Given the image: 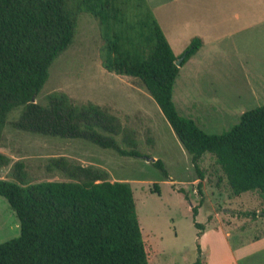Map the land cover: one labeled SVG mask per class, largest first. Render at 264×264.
<instances>
[{"label": "trees", "instance_id": "16d2710c", "mask_svg": "<svg viewBox=\"0 0 264 264\" xmlns=\"http://www.w3.org/2000/svg\"><path fill=\"white\" fill-rule=\"evenodd\" d=\"M81 14L99 22L102 67L142 83L199 179V163L210 154L234 196L250 191L264 196V105L241 114L221 134H208L194 120L181 117L172 100L179 73L175 63L184 56L183 66L203 42L193 38L176 57L145 0H0V143L7 116L22 108L11 122L18 131L82 140L121 157H145L137 150L135 131L105 108L77 104L59 92L48 95L45 105L32 102L53 61L73 42ZM8 164L0 153V168ZM152 165L168 177L161 160ZM22 170V163H16L14 181L0 179V196L20 227L19 237L0 244V264H148L129 183L110 182L106 171L64 157L50 158L45 170L69 181L29 184ZM197 188L201 194L200 183ZM199 207H192L198 237L203 230L195 222Z\"/></svg>", "mask_w": 264, "mask_h": 264}, {"label": "rangeland", "instance_id": "374dc122", "mask_svg": "<svg viewBox=\"0 0 264 264\" xmlns=\"http://www.w3.org/2000/svg\"><path fill=\"white\" fill-rule=\"evenodd\" d=\"M145 2L176 57L193 38L203 41V47L178 67L172 100L181 117L194 120L208 134H221L237 124L241 114L264 105V33L238 32L227 22L228 13L223 25L219 24L221 12L224 16V11L241 8V4L228 0ZM103 48L98 20L88 14L77 16L73 42L49 67L35 103L45 105L48 95L59 92L77 104L90 102L105 108L135 131L137 150L145 157H121L82 140L18 131L11 122L18 119L19 108L9 113L3 129L0 153L9 158V164L0 168V179L14 181L13 166L20 162L29 184L69 181L45 170L50 158L64 157L106 171L110 182L129 183L148 264H193L205 260L210 251L217 264L227 258L224 242L234 246L238 236L255 239L263 235L264 196L259 191L234 196L210 154L199 163L203 174L199 179L189 154L142 83L102 67ZM146 157L161 160L168 177ZM196 206L200 207L195 222L203 226L201 234L209 235L202 244L192 217ZM19 235L18 218L0 196V244ZM197 245L199 250L203 246L201 255Z\"/></svg>", "mask_w": 264, "mask_h": 264}, {"label": "crops", "instance_id": "0c3cea01", "mask_svg": "<svg viewBox=\"0 0 264 264\" xmlns=\"http://www.w3.org/2000/svg\"><path fill=\"white\" fill-rule=\"evenodd\" d=\"M215 1H220V0H215ZM228 1L238 2L243 7L226 10L227 12L224 11V16H223V12H221L219 16L220 17L219 24L221 26L225 21L226 18L225 14L228 13L229 16L228 18H226L227 22H229V24H231L232 22L234 24L235 29L238 32L246 33L251 30H257L260 33L262 32L264 33V0H228ZM3 180H5V178ZM204 232L201 234L199 238L201 244L202 242L205 243L207 237L209 236ZM244 238H246L249 241H247ZM236 240H237L236 242L237 244L234 246L230 245L227 242H224L225 252L223 253H225V257L227 258L223 259L221 262L217 264H264V234L259 237H256L255 239H252V236H248V235H244L243 237L238 236L236 237ZM200 248H201L200 250L201 253H204L202 245L200 246ZM201 260H202L201 264H213L212 251H210L209 255H206L205 260L204 259Z\"/></svg>", "mask_w": 264, "mask_h": 264}, {"label": "water", "instance_id": "95a60500", "mask_svg": "<svg viewBox=\"0 0 264 264\" xmlns=\"http://www.w3.org/2000/svg\"><path fill=\"white\" fill-rule=\"evenodd\" d=\"M183 59H184V56H182L179 60L176 61L175 64H176L177 67H180V64H181V62H182ZM32 102H35V99H33ZM145 160L147 162H150V163H154L156 161L155 159L149 158V157H146Z\"/></svg>", "mask_w": 264, "mask_h": 264}]
</instances>
